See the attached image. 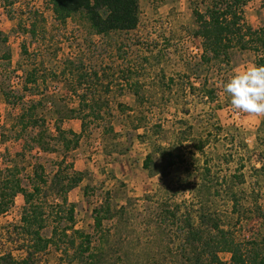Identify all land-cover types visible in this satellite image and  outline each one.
<instances>
[{"label":"rangeland","instance_id":"374dc122","mask_svg":"<svg viewBox=\"0 0 264 264\" xmlns=\"http://www.w3.org/2000/svg\"><path fill=\"white\" fill-rule=\"evenodd\" d=\"M211 1L138 0L136 29L98 36L81 16L65 24L56 21L48 0H0L3 87L18 95L28 87L32 98L47 100L51 108L53 104L61 108L63 103L76 107L82 96L88 103L99 100L109 105L111 117L86 119V131L69 151L58 144L52 146L55 153L26 151L23 158L14 159L29 135L15 141L14 131H6V142H0V167L1 159L13 158L7 164H16L21 177L30 174L36 160L49 180L56 173L61 178L80 173L81 182L66 198L74 205V229L93 236L91 245L100 264L169 261L170 254L164 252L175 250L188 212L194 217L201 211L219 217L228 214L221 178H229L238 169L245 175L243 189L258 190L264 211V173L256 170L261 166L258 154L264 157V116L234 110L221 87V81L233 72L255 63L257 53L233 49L227 63L208 67L200 62V40L192 32L193 10L203 12ZM243 16L253 29L264 25L258 0L246 2ZM22 44L27 56L21 55ZM81 71L89 76L78 85ZM29 73L37 79L33 84L26 83ZM73 85L76 93L69 91ZM7 109L0 91V126L4 122L12 127L17 111L8 115ZM108 119L116 136L103 131ZM52 121L47 118L46 124L54 135ZM61 128L79 133L81 120L67 119ZM241 141L248 150L238 145ZM157 147L167 151L164 156ZM44 189L40 197L48 195L46 204L60 202L50 188ZM104 201L110 205L111 216L96 230L93 209ZM175 204L180 208L176 224L166 212ZM23 205L24 198L16 196L12 209L0 217V252L14 248L7 236L8 225L18 222ZM51 214L46 216L43 236H51L53 219L58 217ZM61 217L55 237L61 250L49 246L37 256V264H76L72 250L64 254L67 238L59 235L69 225L64 210ZM250 217L233 218L231 229L237 239L257 232L260 222ZM220 256L228 259L227 254Z\"/></svg>","mask_w":264,"mask_h":264},{"label":"trees","instance_id":"16d2710c","mask_svg":"<svg viewBox=\"0 0 264 264\" xmlns=\"http://www.w3.org/2000/svg\"><path fill=\"white\" fill-rule=\"evenodd\" d=\"M247 1L212 0L205 11L193 10L195 28L192 32L200 40L199 60L202 64L211 67L219 61L227 63L230 51L238 49L257 53L255 64L264 65V25L253 29L246 23L243 7ZM258 1L264 11V0ZM48 2L56 21L65 24L67 20L81 16L89 25L92 33L98 36L133 31L139 21L138 0H48ZM21 47V55L27 56L28 51L23 44ZM5 57L9 59V55H5ZM94 75L96 76V73ZM88 76L89 74L84 72L78 74V85H81ZM36 80L35 76L33 77L32 73H29L26 83L33 84ZM74 86L76 85L69 89L72 93L77 91ZM23 90V93L18 95L14 89L7 90L3 87V83H0V91L8 108V115H11L14 110L17 111V115L14 117L15 124L12 127H8L4 122L0 126V142H6V131H14L11 138L15 141H20L29 135V138L24 140L21 151L15 153L14 159L23 158L26 151L29 153L35 150L55 153L56 150L52 146L58 144L69 151L77 146L86 131V119L103 121L105 117H111L107 102L99 103L97 100L88 103L82 96L76 107H69L68 103H63L61 108L55 104L51 105V108L48 105L51 103H48L47 100L32 98L34 93L28 92V87L24 86ZM211 92L213 91H208V94ZM26 94H29L30 97L26 98ZM116 105L120 106V111H123L120 103ZM74 117L81 120L79 133L61 128V123ZM47 118L53 120L54 135L49 133L46 124ZM16 127H19L18 130ZM103 131L105 134L116 136L110 119L107 120ZM53 140L60 143H53ZM238 145L246 150L249 149V146L243 141ZM157 148L163 156L167 152L161 147ZM202 148V144L197 147L200 151ZM258 156L261 166L256 170L264 173V157L261 153ZM14 159H1L3 167H0V217L12 209L16 196L21 195L24 198V205L21 207L18 222L8 225L10 229L7 231V236L11 238L9 242L13 243L14 248L2 249L0 264H37V256L47 250L49 246H54L56 250L60 251L61 246L57 245L55 237L63 210L67 215L66 222L69 224L67 227L61 228L59 233L60 239L63 236L67 238L68 242L65 244L64 254H67L68 249L72 250V263L100 264L99 255L94 252L91 245L93 236L82 230L74 229V205L68 203L66 198L67 193L81 182L80 173L74 172L63 178L56 173L53 180H49L45 176L43 165L36 160L31 164L30 174L21 177L20 169L16 164H7L14 162ZM148 160L150 157L146 158V162ZM62 161L64 160L62 159ZM170 164H174L173 161ZM146 165L145 163L144 166ZM204 170L206 173L210 172L207 166ZM239 170L230 174L229 178L226 176L221 178L220 186L229 206L228 214L219 217L210 211H201L197 215L198 217H194L188 212L186 224L175 250L166 249L164 252L170 254V260L155 261L154 258V264H264V211L259 203L261 195L254 187L248 192L243 189L245 175ZM24 179L27 180L26 184ZM45 187L46 189L50 188L51 192L60 198V202L46 204L48 195H44L43 199L40 197ZM207 191L209 192V189ZM49 206L51 210L46 211ZM179 209L178 204H175L173 209H166L174 224L177 223ZM51 213L58 217L53 219L55 225L52 227L51 236H43L41 231L45 227L46 216ZM244 214L251 215L249 220L255 216L260 225L257 232H250L249 235H246V239L239 240L231 229V222L233 218L238 220ZM110 216V205L104 201L93 209L94 228L98 230L102 220L110 218ZM168 217L166 216L165 219H169ZM222 254H227L228 259H223L220 256Z\"/></svg>","mask_w":264,"mask_h":264},{"label":"clouds","instance_id":"9594fccd","mask_svg":"<svg viewBox=\"0 0 264 264\" xmlns=\"http://www.w3.org/2000/svg\"><path fill=\"white\" fill-rule=\"evenodd\" d=\"M221 87L230 97L234 110L264 116V65L249 64L244 69L236 70Z\"/></svg>","mask_w":264,"mask_h":264}]
</instances>
